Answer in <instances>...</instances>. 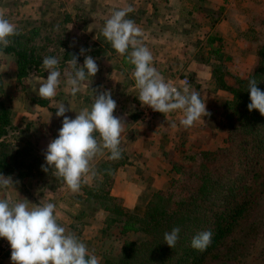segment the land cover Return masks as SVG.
I'll return each instance as SVG.
<instances>
[{"label":"trees","instance_id":"trees-1","mask_svg":"<svg viewBox=\"0 0 264 264\" xmlns=\"http://www.w3.org/2000/svg\"><path fill=\"white\" fill-rule=\"evenodd\" d=\"M64 16L63 21H44L41 25L16 21L13 24L18 35L9 37L11 43L7 47L0 46V54H9L14 62L15 89L23 91L31 104L51 112L57 109L49 100L27 91V78L40 74L45 57H55L59 61L57 67H65L73 56L84 61L90 52L86 43L73 45L67 24L74 19L86 22L84 15ZM247 33H252L249 39L255 42L256 63L246 77L233 76L231 82L226 81V72L220 69L229 57L223 55L221 47L213 46L216 36L210 35L206 40L219 62L212 70L211 80L216 88L232 95L219 103L223 111L221 122L224 128L228 127L223 146L213 151L167 152L171 176L164 189L151 187L150 194L141 198L144 206L134 209L125 207L121 199L110 193L115 170L127 162L125 154L118 160L100 159L92 166L95 175L90 183L83 184V195L77 196L82 206L73 219L94 217L101 211V240H120L130 233L137 234V238L124 239L119 245L112 243L105 250L93 246L89 253L97 256L100 264H200L217 245H222L225 255L234 259L246 254L251 243L264 232V116L256 109L250 112L247 107L251 102L249 80L255 79L264 92V34L253 28ZM94 46L93 53L99 55L102 47ZM81 49L85 50L83 54ZM11 99L0 71V175L33 178L40 158L35 151L36 143L23 138L22 144L14 145L10 139L17 132L28 131L30 125L33 128L37 120L18 127ZM250 213L251 219L240 225ZM176 227L180 228L179 239L172 249L164 242V233ZM207 230L213 234L210 246L203 252L193 249V237Z\"/></svg>","mask_w":264,"mask_h":264},{"label":"rangeland","instance_id":"rangeland-1","mask_svg":"<svg viewBox=\"0 0 264 264\" xmlns=\"http://www.w3.org/2000/svg\"><path fill=\"white\" fill-rule=\"evenodd\" d=\"M190 1L185 0V2H187L189 5L191 4ZM217 1L219 2V4L222 3L221 0ZM210 2L215 3L216 1L210 0ZM231 2L232 3L230 4L229 0H225L224 3L226 5L222 4L223 6H221V9H212L209 8V6H203V3L200 6L202 14H205L206 16L210 17L212 19L211 21L214 20V22H216L217 20H222V23L224 22L225 24L230 25V23L227 22L228 19L223 17L226 15L225 13L227 12H225V10H227L228 5H230V7L232 8V13L234 14L233 18H235L234 25L236 27L237 25H239L237 31L238 36H240L238 44L236 45L234 43L232 46L225 49L231 52H235V56H228V60H225L223 62L224 66L220 68L221 72H226V81L230 82L231 80L233 81V76L243 78L246 77L250 72V70L246 71L247 67H249V65L251 64L255 65L256 63L255 42L249 39V36L252 34L247 33L249 28H253L256 32L264 34V0H231ZM196 3L198 4V2ZM65 13H78L84 15L85 19H87L88 0H0V15H3L4 18L8 19L11 23H15L16 21H27L29 24L41 25V23H43L44 21H49L50 23L56 20L63 21L65 18ZM211 21L209 23L206 22V26L207 24H210ZM67 24L70 29L69 31L71 32L70 39L72 40L74 46L77 47L79 45H82L83 43L89 45L90 40L88 38V32L93 27L92 23H90L89 25V23L87 24V20L86 22L82 23L81 20L78 21L74 19L68 22ZM183 25L184 24H179L177 26H180L182 31L192 30L193 32L194 30H196L195 27L189 29L183 28ZM98 26L100 27L102 25ZM241 28H243V30ZM63 36H67L66 33H63ZM242 36L244 37L241 38ZM201 37H203V35ZM245 37H247L248 39H245ZM193 43L196 45L195 48H197L195 52V58L197 59V61L202 62V70L206 69L211 72L210 79L204 81L202 80V78H200V80L202 81L201 84L196 82L198 76L196 74L193 75V73L190 71H177L176 73H174V75L180 74L189 77V90L198 91L200 93V98L202 97L205 100L206 111L210 113V115L206 116V118L202 117L201 120L196 121L195 129L192 128L193 130H190V133L187 132V130H184L185 132H182V130H177L175 127L178 122H176L175 119L173 120V122L167 124L162 123L161 120L158 119L160 113L155 114L149 121H142L141 119H138L140 121V123L137 124L138 128L140 130H143V133H140L137 136L132 135L130 131H122L121 136H123V134L125 133L126 139H122L119 145L121 152L125 154L126 159L128 157L131 160H137L136 156H139V161L143 163L142 167H144L129 172V175L135 176L137 178H139V176H142L143 179L148 182V184H145V187L143 188L142 193L140 195L138 202L139 207L144 206V202L141 201V198L143 196L149 195L152 190L150 184L155 179V174L158 173V171L164 170L160 169L161 167H156L157 164L160 166L162 163L156 161L154 163L153 159H151V161H149L148 159V161L146 160L145 154L148 153L147 151H149V147L155 150L154 153L156 154L159 151H161L162 153V150L164 149V147H166L163 146L162 143L166 142V140H171L169 141L171 143L173 142L172 140H174L176 141V144H179L182 139L184 142L188 141L186 145L190 146V149H192L193 151H213L223 146L222 139L226 136V131L228 127L225 125L224 128L221 122V113L223 111L219 107V103L220 101L226 98H230L232 95L228 91H221L219 94H216V90H223L220 88H216V84L214 83V81L211 80L212 70L219 63L215 58L216 54L210 51V47L209 45H207L204 38L195 40ZM244 47H248L246 51H242L245 49ZM171 48L173 47L169 45L168 49ZM191 48H193V45ZM87 51H89V49ZM194 51L195 49H193V52ZM184 53L185 54L183 59L186 62L189 58V52L186 49ZM222 53L225 56L226 52ZM0 55V71L3 72V80L7 83L8 89L9 91H11L12 95L11 106L13 107L15 113L14 123L18 125V127L23 128L27 124V122L31 120H37L33 128L30 127V125L29 129H27L28 131L22 130L21 132H17L16 135L10 139L11 143H13L14 145H20L22 144L23 138L31 139L34 143H36V154L40 156V158H38V162L35 164L34 167L33 173L35 176L33 178L25 177L24 179H19L16 178L14 175L4 176L12 178L13 187H10L8 189H0V199H8L13 203L27 202L29 203L30 208L35 205H43L49 202L54 203L56 205L55 215L57 217V222L61 226L65 227L67 232L74 234L81 242H83L87 246L89 252H91V249L94 248L93 246H95L97 249L105 250V248L111 245L112 243H115L113 245H119L120 242H122L124 239L137 238V234L130 233L124 237H120V240H101V234L99 232V229L102 226L101 222L103 221V213L101 211L96 212L94 217H88L83 220L73 219V215L77 214L79 208L82 206L80 203L81 201L77 200V196L83 195L82 187L85 183H82L81 188L78 192L73 193L69 191L59 179L52 175L51 169H49V171L46 173L42 170L41 167L42 165L47 166L45 164L44 154L46 153L48 144L52 140L57 138V131L59 130L57 119H60V117L56 116V112H51L48 109H45L44 107L31 104L28 100L24 98L23 91L15 89L14 77L12 74V71L15 68L14 62L9 54L2 53ZM177 61H180V59H177ZM83 63L84 61H81L80 63L78 62L77 65L82 67ZM58 68L60 69L61 73H65V70L73 71L70 66L66 68L60 66ZM44 73L48 74V72L43 69L40 74L35 75L40 76ZM196 73L201 76L203 74V71L201 73L200 70V72ZM61 76V78H63V81L60 82V85L63 84L65 90H67L70 94V88L66 83V76L65 74ZM88 80L89 79H87L84 84L87 85L89 82ZM91 84H93V82ZM62 88L63 87L60 86L57 88V90ZM26 89L27 91H29V81L27 80ZM101 89L102 88H100V90ZM180 90L182 91L183 88H181ZM85 91L88 92L93 98L94 95H96L92 93V90H84L83 88L76 95H78V97L81 95H85ZM102 92L104 91L101 90L100 93ZM100 93L98 91V94ZM91 105L92 104H90V106ZM140 106L141 103L138 99V102L136 104L127 105L119 103L116 109L118 113H121V116H123L122 114L124 111L126 113L138 112V117L140 118ZM120 107L124 109L121 110ZM121 121L123 123L122 118ZM173 125H175V127H173ZM30 133H32V135L35 134L38 136H31ZM142 144L145 147V151ZM176 144H172L170 146L172 147L170 148V150H173ZM95 159L97 158L95 157L94 160ZM199 162L200 155L198 154L197 163ZM146 163H148L149 166H146ZM168 164L169 163H166L165 161V166L167 168L170 167ZM143 169L146 171H143L141 174V171ZM167 173L170 177L171 173ZM88 181L91 182V179H89ZM162 189H164V187ZM251 216V213L248 214L243 220L240 221V225L247 223L251 219ZM3 239L4 238H0V242ZM10 257V245H6L5 248H2L0 246V264H12ZM200 264H264V232H262L260 236L251 243L246 254H241L236 258L231 259L227 255H225L223 246L217 245L210 252V254L202 260Z\"/></svg>","mask_w":264,"mask_h":264},{"label":"clouds","instance_id":"clouds-1","mask_svg":"<svg viewBox=\"0 0 264 264\" xmlns=\"http://www.w3.org/2000/svg\"><path fill=\"white\" fill-rule=\"evenodd\" d=\"M134 11L131 6L114 11L105 21L101 34L117 54L125 56L133 65L131 76L138 89V99L143 106L164 115L181 111L180 125L189 128L202 117L210 115L206 104L198 91H190L185 84L179 90L153 66V55L142 43L143 32L131 19L125 17ZM18 35L16 26L0 15V46L7 47L9 37ZM129 48L131 51L129 52ZM81 49V54L84 53ZM73 71L65 70L66 83L70 94L75 96L81 91L83 82L94 77L99 68L96 60L86 56L83 66L77 65V57L68 62ZM59 61L55 57H45L41 67L48 72L47 78H37L40 99L53 100L60 85L61 72ZM250 103L247 105L264 116V92L257 87V81L248 82ZM116 101L110 91L94 95L90 109L84 108L74 119L65 115L71 108L60 103L56 106V116L64 117L58 136L52 140L45 155L42 170L59 179L71 192L80 190L82 183H87L95 175L92 161L98 154L107 150L109 160H118L122 156L119 147L124 124L114 116ZM175 127V125H173ZM94 134H98L94 135ZM13 187L11 177L0 175V189ZM56 205L52 202L29 207L27 202H11L0 199V238H4L11 248L12 264H100L94 254L74 234L67 232L57 222ZM180 228H173L164 233V242L169 248H175L179 239ZM211 230L203 231L193 237L191 246L197 251H205L212 243Z\"/></svg>","mask_w":264,"mask_h":264},{"label":"crops","instance_id":"crops-1","mask_svg":"<svg viewBox=\"0 0 264 264\" xmlns=\"http://www.w3.org/2000/svg\"><path fill=\"white\" fill-rule=\"evenodd\" d=\"M215 1L216 2L213 3L210 2V0H204L203 2L199 0H191V4L189 5L187 2H185V0H88V13L86 20L87 24H93L92 29L88 32V38L90 40V52L88 53V56H91L96 60L99 70L94 77L88 78L89 82L87 85L83 82L82 88L84 90H92V93L96 95H99L98 91L100 93L101 90L110 91L112 98L116 101L117 105L119 103L130 105L136 104L138 102V89H136L135 81L131 76V72L134 66L126 61L125 56L117 54L116 51L111 47L110 43H108L101 34V29L103 28L105 21L110 18L111 14L116 10L126 8L128 6H131L134 11L129 13L125 18L133 20L135 24L142 30V43L151 51L153 55V66L163 76V78L168 75L174 74L177 71H190L193 73V75L196 74L198 76V79H196V82L198 83L202 82L200 78H202V80L204 81L209 80L211 72L206 69L202 70V62L197 61V59L195 58V52L197 48H195L196 45L193 42L195 40L203 38L206 41L210 35H214L216 36V40L213 43V46L221 47V52H226V56L234 57L235 52H231L225 49L229 48L234 43L237 45L240 38V36H238L237 34L239 25H237V27L234 25L235 18H233L234 14L232 13V8L230 7V5H228L227 10H225V12L227 11L225 13L226 15L223 16L228 19L227 22H229L230 25L225 24L224 22L222 23V20H217L216 22H214V20L211 21L212 19L210 17L202 14L200 8L202 3L204 4L203 6H209V8L212 9H221V6H223L222 4L226 5L224 3L225 0H221L222 3L220 4L217 0ZM229 1L231 4V0ZM196 2H198V4ZM210 21L211 23L207 24L206 26V22L209 23ZM179 24H184L183 28L188 29L195 27L196 30H194L193 32L192 30L182 31L180 26H177ZM98 25L102 26L99 27ZM241 29L243 30V28ZM202 35L203 37H201ZM243 37L244 36H242L241 38ZM245 39L248 38L245 37ZM94 44L102 47L100 49L99 55L93 53V51L95 50ZM169 45H171L173 48L168 49ZM192 45L193 48H191ZM244 48L245 49L242 51H246L248 47ZM186 49L189 52V58L185 62L183 57L185 54L184 51ZM193 49H195L194 52ZM130 51L131 48H129V52ZM177 59H180V61H177ZM78 62L80 63L81 61H77V63ZM66 67H69V65L65 66V68ZM253 67V64L249 65L246 71L251 70ZM199 69L201 70V73L203 71V74L201 76L196 73L200 72ZM63 74L64 72L61 73V75ZM47 75V73H44L40 76L31 74L27 78V81H29V92L36 94L39 89V81L36 78L46 79ZM61 81H63V78H61L60 82ZM92 82L93 84H91ZM62 85L63 84L58 86L63 87L62 89H59L60 92L59 90H57L56 96L53 98V100L49 101V104L51 106H54L56 108L57 104H65L67 108L72 109L67 111L65 115L72 119H74L75 116L84 108L90 109V104L93 103L94 98L88 92L85 91V95H81L79 97L78 95L72 96L68 93L67 90H65L64 85ZM99 87L102 89L100 90ZM221 91L225 90H216V94H219ZM201 99L205 101L202 97ZM120 109L122 110L124 108L120 107ZM181 113L182 112L180 111H174L166 115L160 113V117L158 116V119H160L161 122L165 124L173 122V120L175 119V121L178 122L175 128L177 130H182V132H185L186 130L187 132H189L190 130H193L192 128L195 129V123L189 128H184L179 124L180 119L183 115ZM113 115L120 119L122 118L124 123L123 130L130 131L132 135L136 136L140 133H143V130H140L137 125L138 123H140L138 112L126 113L124 111L122 114L123 116H121V113H118L117 109H115ZM63 118L64 117H60V119H57V123L59 125L58 129L62 127L61 122L63 121ZM58 132L59 130L57 131V136ZM94 135L98 136V134ZM122 139H126L125 133L120 137V140ZM169 141L171 140H166V142L162 143L163 146H166L164 147L166 153H161V151H159L156 154L154 153L155 150L149 147L150 149L149 151H147L148 153L145 154L146 160L148 159L149 161H151V159H153L154 163L155 161L160 162L162 164L160 166L157 164L156 167H161L160 169H164L163 171H158V173L155 174V179L150 184L151 187L155 189H162L163 187H165L169 179V174L167 173L169 167L167 168L165 166V161L166 163H169L170 159H168L167 152H171L170 148L172 147L170 146L172 144H176V141L174 140H172V143ZM182 141L183 139L181 140V142ZM181 142L179 144H176L173 149H179L181 151H193L192 149H190V146L186 145L188 141L184 142L183 145H181ZM143 148L145 151L144 146ZM109 155L110 154L108 153V151L104 150V153L96 156V161L93 160L91 162L92 166L100 159H108ZM136 158L137 160H131L127 157V162L125 164H122L115 170V174L112 180V186L110 189V193L113 196L121 199L122 204L130 209H134L139 206L138 202L142 190L145 187V184H148V182L145 181L142 176H139V178H137L135 176L129 175V172L135 169L138 170V168H141L143 166V163L139 161V156H136ZM146 166H149V164L146 163ZM165 168L167 171L165 170ZM143 171L146 170L143 169L141 171V174ZM87 183H90V181H88Z\"/></svg>","mask_w":264,"mask_h":264},{"label":"built area","instance_id":"built-area-1","mask_svg":"<svg viewBox=\"0 0 264 264\" xmlns=\"http://www.w3.org/2000/svg\"><path fill=\"white\" fill-rule=\"evenodd\" d=\"M166 82H171L175 87H177L179 90L181 88H183L185 86V84L188 86V84L190 83V79L189 77L185 76V75H169L168 77L165 78ZM139 113H140V119L142 121H149L151 120V118L157 114L158 112L153 111L150 107L148 106H143L141 105L139 108ZM6 245L8 246L9 243L7 242L6 239H3L0 242V246L2 248H5Z\"/></svg>","mask_w":264,"mask_h":264}]
</instances>
